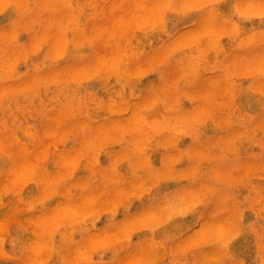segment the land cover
<instances>
[{
	"label": "rangeland",
	"instance_id": "rangeland-1",
	"mask_svg": "<svg viewBox=\"0 0 264 264\" xmlns=\"http://www.w3.org/2000/svg\"><path fill=\"white\" fill-rule=\"evenodd\" d=\"M0 264H264V0H0Z\"/></svg>",
	"mask_w": 264,
	"mask_h": 264
}]
</instances>
